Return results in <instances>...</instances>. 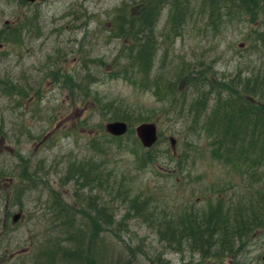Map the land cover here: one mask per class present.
Returning <instances> with one entry per match:
<instances>
[{
  "label": "rangeland",
  "instance_id": "374dc122",
  "mask_svg": "<svg viewBox=\"0 0 264 264\" xmlns=\"http://www.w3.org/2000/svg\"><path fill=\"white\" fill-rule=\"evenodd\" d=\"M129 1L0 0V264H35V255L56 244L71 252L82 219L91 221L89 200L110 206L119 225L111 242L106 233L104 264H264V220L231 258L203 260L187 243L180 252L161 242L181 234L183 218L201 224L215 212L249 206L264 218V162L222 160L211 132L202 129L204 119L195 124L187 111L179 119L180 110L166 115L170 102L158 95L161 84L172 87L180 103L185 96L199 99L191 78L204 71L192 75L189 64L213 76L207 79L212 92L214 85L225 87L224 76L264 74L257 26L235 15L210 26L194 3L184 24L169 32L166 7L157 29L161 49L146 84L134 70H121L125 60L115 65L123 46L110 38L111 19ZM107 104L132 114L133 130L125 137L104 132L116 121L115 107ZM143 123L159 127L155 149H144L137 138ZM83 166L96 172L95 180L103 173L101 183L74 179ZM132 199L150 209L133 211ZM66 207L76 215L75 226L65 225Z\"/></svg>",
  "mask_w": 264,
  "mask_h": 264
},
{
  "label": "trees",
  "instance_id": "16d2710c",
  "mask_svg": "<svg viewBox=\"0 0 264 264\" xmlns=\"http://www.w3.org/2000/svg\"><path fill=\"white\" fill-rule=\"evenodd\" d=\"M194 3H197L204 15L208 16L210 26L220 27L219 23L228 16L235 15L241 19L249 17L252 24L257 26L255 44L260 46V50L264 46V0H130L117 8L111 19L110 38L119 41L123 46L116 56L115 65H118L119 60H125V64L119 65L122 66L123 72L134 70V77L144 80L146 84L150 83L158 54L156 52L161 49L157 29L164 9L166 7L169 9V32H173L184 24ZM188 66L191 74L205 72L203 68L196 71L190 64ZM204 72L198 74L199 78H191V85L195 86L196 92L200 95L199 99L195 97L193 101H189V97L185 96L180 103L178 99L180 96L174 95L172 87L166 90L163 85L158 86L160 100L170 102L169 110L165 114L173 116L176 110H180L177 115L179 118L185 111L191 112L198 120L194 122L195 124L201 118L204 119L202 129L211 132L210 140L214 139L219 145L215 155L228 163L243 165L245 162L246 166L247 161L264 162V108H262L264 107V74L249 72L242 76L243 72H237L228 78L224 76L221 78V83L225 87L214 85L212 92L207 90L210 87L207 79L213 76L207 72L204 75ZM202 83L205 85L202 86ZM22 91L20 90V93ZM97 104L99 109L103 110V103L98 101ZM107 105L115 107L114 104ZM115 110L111 111L115 120L128 121L132 118V114L124 107H115ZM115 112L117 113L114 114ZM190 123L192 121H186V124ZM183 160L186 159H182L181 162ZM247 167L249 168V165ZM78 176L93 184L101 183L100 179L104 174L98 173V179L95 180L96 172L88 171L86 166H83L82 169H75L74 179ZM130 203L132 210L137 213L150 209V206L146 207L147 201L140 202L137 199ZM88 206L91 221L85 222V219H82L81 226L84 228L72 240L74 248L70 249L71 252L64 248L58 249L56 244L50 249H45V252L42 251L41 255H35V264H44V261L45 264H104L106 233H109V241L114 240L116 236L113 231L116 229L115 224L118 223L111 207L105 203L89 200ZM234 208V213L228 210L226 214L215 212L209 220L201 224L195 219L183 218L181 234H168L161 242L167 243L169 247H173V244L177 245L176 249L180 252L185 250L179 247L187 243L188 250L199 255L203 260L238 256L243 252L244 239L251 236V231L256 228L255 225L257 227L263 225L260 220L264 218L261 217V212H257L251 206ZM262 209L264 210V199ZM71 221L75 226L76 215L67 208L65 225L67 223L70 225ZM170 228V224L167 223L165 231ZM66 241L70 244V238ZM124 264L131 262L126 261Z\"/></svg>",
  "mask_w": 264,
  "mask_h": 264
},
{
  "label": "water",
  "instance_id": "95a60500",
  "mask_svg": "<svg viewBox=\"0 0 264 264\" xmlns=\"http://www.w3.org/2000/svg\"><path fill=\"white\" fill-rule=\"evenodd\" d=\"M26 1L35 3L37 0H26ZM41 1H48V0H41ZM106 129L110 134H113L115 136H122L128 131V125L123 122H113V123H109L106 126ZM137 134L145 147L150 148L154 146L158 141L157 128L154 124H144L138 127ZM172 142L173 144H175L174 140Z\"/></svg>",
  "mask_w": 264,
  "mask_h": 264
}]
</instances>
